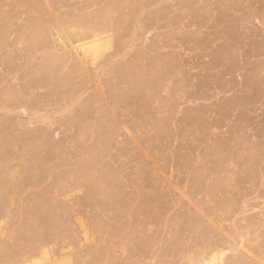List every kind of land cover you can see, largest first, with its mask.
<instances>
[{"label": "rangeland", "instance_id": "rangeland-1", "mask_svg": "<svg viewBox=\"0 0 264 264\" xmlns=\"http://www.w3.org/2000/svg\"><path fill=\"white\" fill-rule=\"evenodd\" d=\"M32 262L264 264V0H0V264Z\"/></svg>", "mask_w": 264, "mask_h": 264}, {"label": "bare ground", "instance_id": "bare-ground-1", "mask_svg": "<svg viewBox=\"0 0 264 264\" xmlns=\"http://www.w3.org/2000/svg\"><path fill=\"white\" fill-rule=\"evenodd\" d=\"M107 22H106V24H104V25H106V28L105 29H107V30H109V29H112V28H117V26L119 25V24H121V21L120 20H115V19H111V20H106ZM92 31V32H91ZM101 31H105L103 28H102V30ZM96 31L95 30H90V29H85L84 31H83V36H84V38H92L93 36H94V33H95ZM97 35H95L94 37H96ZM93 37V38H94ZM83 38V37H82ZM90 38V39H91ZM110 45V40L109 39H107V38H102V40H98V39H96V38H94V40H92V41H90V42H88L86 45H85V53H86V55H87V57L88 58H94L95 56H98V55H101V54H103L104 52H105V50H107V48H108V46ZM164 69V68H163ZM150 72H152V69H151V71ZM130 78H129V80H130V83L128 84L129 86L130 85H132V82L133 83H136V82H140V81H142V79H143V76H139V75H137V76H135L134 77V75H130L129 76ZM137 80V81H136ZM131 87V86H130ZM128 89V88H127ZM126 89V90H127ZM126 90H124V91H126ZM134 91V90H133ZM136 91V90H135ZM125 93V92H124ZM151 95H152V89H151ZM30 264H37V263H34V262H32V263H30Z\"/></svg>", "mask_w": 264, "mask_h": 264}]
</instances>
